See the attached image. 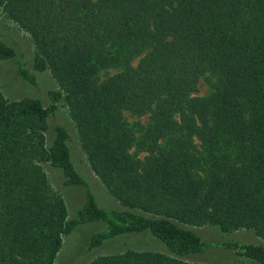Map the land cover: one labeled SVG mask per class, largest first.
Returning a JSON list of instances; mask_svg holds the SVG:
<instances>
[{"label": "trees", "instance_id": "obj_1", "mask_svg": "<svg viewBox=\"0 0 264 264\" xmlns=\"http://www.w3.org/2000/svg\"><path fill=\"white\" fill-rule=\"evenodd\" d=\"M0 12L35 49L20 77L51 76L96 179L67 128L48 127L56 105L0 91V264H55L63 237L93 223L84 255L144 232L172 256L200 254L192 227L264 240V0H0ZM15 58L0 38V62ZM43 165L82 189L72 216ZM95 185L118 205L100 207ZM225 247L264 264L262 246ZM88 264L206 263L126 250Z\"/></svg>", "mask_w": 264, "mask_h": 264}, {"label": "rangeland", "instance_id": "obj_2", "mask_svg": "<svg viewBox=\"0 0 264 264\" xmlns=\"http://www.w3.org/2000/svg\"><path fill=\"white\" fill-rule=\"evenodd\" d=\"M0 38L12 46L16 52L15 60L0 62V91L2 95L7 100L40 97L45 105H56L58 109L57 121L49 120L47 122L48 127L52 128L54 123L58 122L67 128L71 137L70 146L73 151L76 166L87 180L94 182L95 178L87 166L85 155L81 151L77 132L74 123L70 118L69 112L62 100L54 102L53 92H60V95H63V93L59 90L49 74L40 77L37 87L30 86L20 77L18 73L19 66L30 68L35 49L29 35L19 29L1 12ZM208 91L209 87L207 82L202 78L200 79L193 95L203 97ZM127 121L132 125L136 120L127 115ZM140 121L142 124H146L147 117H144ZM142 157L143 155L139 156V158ZM43 169L48 176L51 187L61 195L69 216H72L75 213V208H79L81 205L83 199L82 189L64 188L62 184V176L57 171L49 169L48 165H43ZM95 190L98 194L95 199L100 207L106 208L118 205V203L113 200L100 185H95ZM98 196L102 202L99 200ZM100 229L101 228L96 223L85 224L79 226L70 235L63 237L62 248L55 264H88L99 256L121 253L126 250L153 251L186 262L206 264H258L257 262L238 254V249L225 247V244L227 245L236 242L241 247L253 244L264 248V240L256 237L252 231L239 230L232 234H223L217 227L204 226L192 227L194 231L198 232L206 245L203 252L200 254H192L182 258H178L175 255L172 256L163 243L151 236L150 233L144 232L141 234L126 235L108 240L104 242L103 247L101 246L96 249L92 254L84 255L85 245L89 237Z\"/></svg>", "mask_w": 264, "mask_h": 264}]
</instances>
